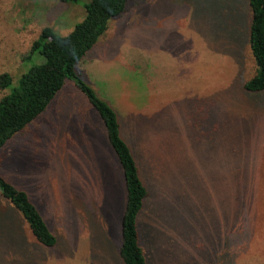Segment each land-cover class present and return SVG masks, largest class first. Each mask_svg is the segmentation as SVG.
I'll list each match as a JSON object with an SVG mask.
<instances>
[{"label": "rangeland", "instance_id": "1", "mask_svg": "<svg viewBox=\"0 0 264 264\" xmlns=\"http://www.w3.org/2000/svg\"><path fill=\"white\" fill-rule=\"evenodd\" d=\"M88 1L0 0V74L16 82L40 30L65 35ZM250 19L247 0H129L77 66L116 110L147 190L146 264H264V93L243 90ZM0 174L57 238L45 249L0 197V264H121L122 171L71 82L0 151Z\"/></svg>", "mask_w": 264, "mask_h": 264}, {"label": "trees", "instance_id": "2", "mask_svg": "<svg viewBox=\"0 0 264 264\" xmlns=\"http://www.w3.org/2000/svg\"><path fill=\"white\" fill-rule=\"evenodd\" d=\"M76 5L80 0H60ZM129 0H89L83 2L84 16L65 35L43 27L33 41L23 63L31 66L15 82L8 73L0 74V151L23 131L55 99L67 82L86 98L105 130L109 147L123 175L125 205L120 221L118 256L121 264H146L140 245L138 216L147 197L134 155L121 135L119 116L77 71V66L96 47L109 29L110 22L125 12ZM251 19L248 46L255 65L253 76L243 84L250 94L264 93V0H247ZM26 70V71H25ZM0 197L19 214L34 239L45 249L57 247L50 231L28 194L0 174Z\"/></svg>", "mask_w": 264, "mask_h": 264}, {"label": "crops", "instance_id": "3", "mask_svg": "<svg viewBox=\"0 0 264 264\" xmlns=\"http://www.w3.org/2000/svg\"><path fill=\"white\" fill-rule=\"evenodd\" d=\"M105 99V98H104ZM106 100V99H105ZM113 107V106H112ZM114 108V107H113Z\"/></svg>", "mask_w": 264, "mask_h": 264}]
</instances>
